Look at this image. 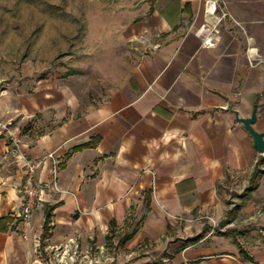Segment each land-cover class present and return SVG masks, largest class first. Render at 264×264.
<instances>
[{
  "label": "crops",
  "instance_id": "0c3cea01",
  "mask_svg": "<svg viewBox=\"0 0 264 264\" xmlns=\"http://www.w3.org/2000/svg\"><path fill=\"white\" fill-rule=\"evenodd\" d=\"M138 8L101 94L0 96V264H264V153L240 121L256 108L264 133V0ZM12 137L58 162L29 229ZM53 172L46 158L36 180Z\"/></svg>",
  "mask_w": 264,
  "mask_h": 264
},
{
  "label": "rangeland",
  "instance_id": "374dc122",
  "mask_svg": "<svg viewBox=\"0 0 264 264\" xmlns=\"http://www.w3.org/2000/svg\"><path fill=\"white\" fill-rule=\"evenodd\" d=\"M141 3L0 0V96L6 90L33 92L63 83L81 95L101 94L119 75L111 67L121 63L125 47L120 23L130 21ZM125 58L133 63L132 56ZM110 253L114 256L116 249Z\"/></svg>",
  "mask_w": 264,
  "mask_h": 264
},
{
  "label": "built area",
  "instance_id": "2783aa9c",
  "mask_svg": "<svg viewBox=\"0 0 264 264\" xmlns=\"http://www.w3.org/2000/svg\"><path fill=\"white\" fill-rule=\"evenodd\" d=\"M0 126L7 127L0 123ZM11 136V133H10ZM9 154L11 157L19 161L24 169V180L22 185L19 187L18 192L23 198V203L20 210V221L24 227L27 229L32 226V216L37 207L40 205V198L43 195L46 187L52 188L55 192H59L56 177H57V164L58 162L54 158V154H48L44 159L33 160L31 159L22 149L21 141L19 139L13 138L9 147ZM46 158H50L54 162V172L53 181L50 182H38L36 180L37 172L40 169L43 161ZM24 239H28V235L24 233Z\"/></svg>",
  "mask_w": 264,
  "mask_h": 264
},
{
  "label": "water",
  "instance_id": "95a60500",
  "mask_svg": "<svg viewBox=\"0 0 264 264\" xmlns=\"http://www.w3.org/2000/svg\"><path fill=\"white\" fill-rule=\"evenodd\" d=\"M257 118L256 108L252 112L249 118H242L240 121L244 124L250 135L254 140V146L259 154L264 153V133H259L253 128V124L255 123Z\"/></svg>",
  "mask_w": 264,
  "mask_h": 264
},
{
  "label": "trees",
  "instance_id": "16d2710c",
  "mask_svg": "<svg viewBox=\"0 0 264 264\" xmlns=\"http://www.w3.org/2000/svg\"><path fill=\"white\" fill-rule=\"evenodd\" d=\"M257 174H258V172H257V170H256L253 179L257 178V176H258ZM50 218H51V214L48 213V214H47V217H46L45 231H44V234H43V238H45V236H46V234H47V231H48V224H49V222H50Z\"/></svg>",
  "mask_w": 264,
  "mask_h": 264
}]
</instances>
